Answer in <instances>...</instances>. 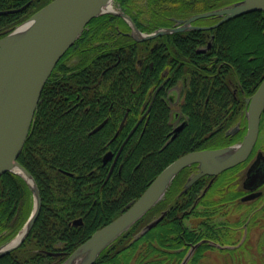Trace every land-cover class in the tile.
Instances as JSON below:
<instances>
[{
  "label": "trees",
  "instance_id": "trees-1",
  "mask_svg": "<svg viewBox=\"0 0 264 264\" xmlns=\"http://www.w3.org/2000/svg\"><path fill=\"white\" fill-rule=\"evenodd\" d=\"M50 1L0 0V11L19 9L0 14V28L8 27L14 20L22 22ZM138 1L117 0L123 11L134 13L131 17L142 31H150L154 25L169 26L172 18H187L230 2L142 0L139 4ZM215 22L213 18L200 19L205 25ZM237 23L249 26L253 33L264 38V11H250L207 31L214 35L210 51H195L205 45L207 32L180 35L186 37L177 42L182 46L169 48L163 64L159 61V49L151 50L158 39L135 41L126 34L129 28L121 17L108 14L88 23L82 39L68 49L42 90L19 156L37 182L42 206L25 241L0 257V264H61L94 231L119 216L170 161L185 152L208 147L209 143L229 145L243 137L245 123L236 135L213 131L227 108L232 110L227 115L228 126L243 119L246 98L264 79V54L255 48L243 52L227 48L228 31ZM72 55L77 57L74 63ZM138 60L142 61L141 66ZM164 68L168 70L169 81L165 86L169 88L178 84L177 77L187 76L183 85H179L180 109L189 116V124L174 140L165 137L170 131L169 109L159 101L164 86L142 123L145 130L138 127L123 145L122 138L127 132L119 125L125 120L133 127L138 121L145 111L144 102L148 103L159 87ZM105 120L104 127L92 133ZM212 131L209 145L204 146V137ZM109 151L118 158L104 162ZM238 167L218 175L203 195L206 180L200 179L185 189L190 169L185 168L173 180L165 197L108 245L95 264H180L196 244L185 264H201L207 251L235 243L239 222L230 221L229 205L236 196L228 195L223 188L218 191L219 200L212 193L223 187L225 179L234 180ZM32 206V192L20 176L11 172L0 176L3 242L19 231ZM164 210L162 220L144 230L145 224ZM189 216L201 220L192 226L186 222ZM78 218L83 220L81 225L73 223ZM248 221L250 229L253 223ZM256 262L253 260L252 264Z\"/></svg>",
  "mask_w": 264,
  "mask_h": 264
},
{
  "label": "water",
  "instance_id": "water-1",
  "mask_svg": "<svg viewBox=\"0 0 264 264\" xmlns=\"http://www.w3.org/2000/svg\"><path fill=\"white\" fill-rule=\"evenodd\" d=\"M108 1L111 0H52L37 10L27 21L9 30L7 35L0 38V175L11 171L21 176L32 190L34 198L33 208L26 223L13 239L0 246V257L24 242L39 216L42 206L39 187L31 172L19 162L18 158L28 138L45 83L58 61L87 23L93 17L103 13L119 15L129 22L132 27L130 34L139 41L174 31V29H164L145 34L124 12L116 9L103 10ZM255 10L264 11V0H241L231 7L196 14L183 26L187 27L196 18L208 15L222 17L217 24L213 25L217 26L224 20ZM26 24L27 27L23 28ZM246 101L247 131L240 142L216 149L191 151L168 164L151 181L141 196L127 205L122 214L96 230L61 264H95L108 245L160 201L174 177L186 166L197 163L199 171L189 177L185 183V189L201 176L206 174L216 176L246 160L259 135L260 120L264 110V79ZM104 124L105 122L101 123L95 130ZM182 127L183 125L179 126L177 131ZM235 132L237 129H233L232 133ZM112 157L113 153L108 152L104 161L107 162ZM262 174L264 176V171ZM249 188L254 186L250 185ZM259 194V192L251 193L245 199L254 198ZM163 216L164 213L150 222L144 230L155 226ZM73 223L80 225L83 220L78 218ZM197 246L198 244L192 247L183 264ZM50 254L59 253L50 252Z\"/></svg>",
  "mask_w": 264,
  "mask_h": 264
},
{
  "label": "rangeland",
  "instance_id": "rangeland-1",
  "mask_svg": "<svg viewBox=\"0 0 264 264\" xmlns=\"http://www.w3.org/2000/svg\"><path fill=\"white\" fill-rule=\"evenodd\" d=\"M138 3L142 4V0H139ZM114 8L116 10H120L116 2H114ZM228 32L229 33L227 40L229 41V44L227 45V48L229 47L234 51L238 52H243L249 48H255L257 51L264 54V38L259 36L258 34L253 33L249 26H244L242 24L237 23L232 26L230 28V31ZM172 93L178 95L179 91L175 89ZM256 143L258 149L261 150L262 154L264 155V125H262V130L261 132H259V136ZM186 153L187 152H185L184 154ZM184 154H181V156ZM116 163L117 161H115L114 164ZM237 173L238 175L234 180L225 179L223 187L218 188L217 190H215L214 193H212V196L217 200H219L218 191L222 188V190H224V192L230 196L232 193L235 194L236 198H234L230 202L229 208H231L230 211L232 213V215L230 216V221L239 222V224L236 226L237 239L235 243L221 245L224 247L233 246L232 248L223 249L218 247L215 250L207 251L206 256L201 261V264H252L253 260L257 261L255 264H264V195L255 201H253L255 198L245 199V197L248 196L250 193L241 196L242 193H246L249 190L247 188H242L241 186V183L245 177L246 170H243V172L239 171ZM226 175L229 176V172L226 173ZM209 188L210 186H207L205 187V190L207 191ZM203 194L204 190H202V195ZM197 200L198 198L195 200L193 206L196 204ZM165 212L166 210L163 211L164 214ZM158 216H155L147 224H145V227L154 219L158 218ZM186 219L187 224L192 226L197 225V223L201 220V218L197 216H189ZM248 220H251V222L253 223V225L250 226V229L248 226ZM233 248H236V250H228ZM260 259H262V261H260Z\"/></svg>",
  "mask_w": 264,
  "mask_h": 264
},
{
  "label": "flooded vegetation",
  "instance_id": "flooded-vegetation-1",
  "mask_svg": "<svg viewBox=\"0 0 264 264\" xmlns=\"http://www.w3.org/2000/svg\"><path fill=\"white\" fill-rule=\"evenodd\" d=\"M230 2L227 3V4H224L223 6L221 7H224V6H227V5H232V4H235L236 2H239V0H229ZM19 11V9H10V10H7V11H0V14L2 15H6L8 13H15ZM201 14V13H200ZM196 15V14H194ZM192 15V16H194ZM187 17V18H172V23L171 25H169L172 29H174L173 32L171 33H166L165 35L163 36H158V40L152 45L151 47V50H153V48H158L159 49V61L161 64L164 63L165 61V56H166V51L170 48V49H173V48H179V44L177 43L179 40H185L186 37H179L180 35L182 34H187L189 32H193V31H201V32H207V31H211L212 28V25H205V24H201L200 23V19H204V17H198L196 18L195 20H193L192 22H190V24H188L187 27H184L183 25L187 24L188 23V20L192 17ZM18 24L20 23H15V20L14 21H11L9 26L6 27V28H0V38L3 37L2 36V33H4L6 30H10L14 27H16ZM129 28V27H128ZM128 31H130V28L126 31V33H128ZM208 35H206V38H205V45L209 44L210 43V40H211V33L210 32H207ZM182 45H180L181 47ZM201 47H196L195 48V51H199V50H202V49H199ZM75 60H72V63H74ZM138 64L141 66L142 65V61L141 60H138L137 61ZM153 64L151 63L150 66H152ZM167 68H164L161 70V75H160V83H159V87L157 88V91L153 94V95H157V93L167 84V82L169 81V77L167 76ZM165 91L168 89L167 91V102H169L170 106H171V111H170V119H171V128H170V131L168 132V134L166 135V137L168 138L169 141L171 140H174L173 139V136H172V132L174 129L178 128L179 126L183 125V127L185 128L187 126V124H189V116L187 114H185L184 112L181 111L180 109V103L182 102V91H181V86L179 84H176L172 87H168V86H165L164 87ZM178 90L179 91V94L178 95H175L173 92V90ZM162 92V91H161ZM164 93V92H163ZM163 93L161 94V96H163ZM206 102H208V96L206 97ZM179 107V108H178ZM231 109V108H230ZM130 110V109H128ZM232 112V110H229L228 108L223 110V114L221 115V118H220V122L218 123V125L215 127L216 129H213V131L215 132H221V130H223V132L225 133V136H227V131L228 130H232L236 127L237 123L239 124L240 123V126L242 127V123L244 122V119L240 118L238 120H235V122H233L232 124H230L229 126L227 125L228 124V113ZM242 113V109L240 111L239 114ZM146 117V111H143L142 114H140V117L138 119V121H136V123L134 124V126L132 127L131 124H128L126 123V121L124 120L120 125H119V128L120 129H124L126 132H130L132 131L135 126L136 129L140 126H142V123L140 122L141 121V118ZM262 125H264V114H263V120L261 121V129H260V132L262 130ZM182 128L181 130L179 131V134L182 132ZM213 131L209 134H207L204 139V141H202V144L204 146H207L210 144V146L208 147H204L203 149H212V148H219L220 146H223V145H217L215 142L214 143H209L210 139L213 135ZM240 132V131H239ZM168 143V141H167ZM209 143V144H208ZM211 144H215V146L211 145ZM256 158H258V161L259 160H263L264 161V155L262 154V151L258 149L257 145H255L253 151H252V154L249 156V159L251 161H254ZM110 160H115V153L113 155V157L111 159H109L108 161ZM257 160V159H256ZM107 161V162H108ZM260 162V165L256 168V169H259L258 173H257V177L253 178L252 181H249V183L245 182V178L247 176V170L249 169V163H242L240 165V167H238L239 169L237 170V172L241 171L243 172V170H246V173H245V177L241 183V186L242 188H247L249 189L246 193H242L241 196L243 195H246V194H251L253 192H259L260 194L257 195L255 197V200L259 199L260 197H262L264 195V182H262L261 184H259L257 187H254V188H249L250 185H255L254 183H257V182H261V181H264V176L262 174V172L264 171V162ZM189 172H188V177L189 178L190 176L194 175L195 173L198 172V165L197 164H193L189 167ZM260 173V174H259ZM238 175V173H237ZM263 177V180H260V177ZM240 177V176H239ZM217 177H214L211 176V175H206V176H203L201 177L200 179L202 180H206L205 181V187L209 184V182L213 179L214 181L216 180ZM199 179V180H200ZM198 180V181H199ZM197 181V182H198ZM203 181V182H204ZM214 181H212L214 183ZM205 187L203 188V190L205 189ZM0 226H1V223H0ZM3 243V239H2V233L0 232V244Z\"/></svg>",
  "mask_w": 264,
  "mask_h": 264
},
{
  "label": "bare ground",
  "instance_id": "bare-ground-1",
  "mask_svg": "<svg viewBox=\"0 0 264 264\" xmlns=\"http://www.w3.org/2000/svg\"><path fill=\"white\" fill-rule=\"evenodd\" d=\"M114 2H116L117 4H118V7H120V5H119V3L117 2V0L115 1V0H111V1H108L105 5H104V7H103V10H115V8H114ZM48 4V3H47ZM46 5V4H45ZM126 15H128L129 16V18L135 23V25L137 26V28L139 29V30H141L139 27H138V25H137V23L134 21V19L131 17V16H134V13H130V15L129 14H127L125 11H123ZM206 12H210V11H205V12H201V13H206ZM108 14H110V15H114V14H111V13H103V14H100V15H97V16H95V17H93L91 20H93V19H95V18H97V17H100V16H104V15H108ZM196 14H200V13H196ZM242 15V14H241ZM238 16H240V15H238ZM204 18H213L214 20L215 19H217L216 21L217 22H219L220 20L219 19H222V17H220V16H217V15H208V16H203ZM90 20V21H91ZM228 20H230V19H228ZM228 20H224L223 22H221L220 24H218L217 25V27L219 26V25H221L222 23H225L226 21H228ZM89 21V22H90ZM88 22V23H89ZM88 23H87V25H88ZM87 25L84 27V29L82 30V32L80 33V35L76 38V40L74 41V43H76L77 41H79V40H81L82 39V37H83V35H84V32L86 31V29H87ZM155 27H153L152 28V30H150V31H143L145 34H151V33H155L156 31H159V30H164V29H169V27L170 26H157V25H154ZM25 27H27V24L26 25H24V27L23 28H25ZM210 28H212V29H214V27H210ZM166 33H161V34H157L155 37H153V38H150V39H146V40H140V41H151V40H154V39H156V38H158V36H163V35H165ZM5 35V32L4 33H2V36H4ZM214 38V35H212V39ZM135 41H138V42H140L139 40H136V39H134ZM71 47V46H70ZM69 47V48H70ZM198 47H201V48H199V49H202V50H197L196 51V53H200V52H205V51H210L211 50V47H212V43H211V40H210V43L207 45H200V46H198ZM68 48V49H69ZM68 51V50H67ZM66 51V52H67ZM76 55H72L71 57H70V59L71 60H76ZM71 63H72V61H71ZM53 72V71H52ZM52 74V73H51ZM185 80H187V76L185 75H181V76H179V77H177V79H175V81H176V83H178V84H181V85H183V82L185 81ZM260 85V84H259ZM259 85H258V87H259ZM258 87H257V89H258ZM256 89V90H257ZM255 90V91H256ZM167 91H168V89L163 93V96H161L160 97V99H159V101H160V103H161V106L162 105H164L165 107H167L168 109H169V111H167V113H168V115H167V118H168V126H169V129L171 128V125H170V123H171V117H170V111H171V106H170V104H169V102H167V100H168V98H167ZM155 96L156 95H152V97H151V99H150V101L148 102V103H145L144 102V105H145V107H144V109H145V111H146V116L150 113V111H151V109H152V106H153V103H154V100H155ZM40 97H41V95H40ZM39 101H40V98H39ZM144 101V100H143ZM143 101H141V102H143ZM38 104H39V102H38ZM38 104H37V108H38ZM180 104H182V102L180 103ZM181 106V105H180ZM37 108H36V110H35V114H36V111H37ZM179 108V107H178ZM263 113H264V110H263ZM35 114H34V117H35ZM146 118V117H145ZM33 121H34V118H33V120H32V123H31V125L33 124ZM141 123H143L144 122V117H142L141 118V121H140ZM101 124V123H100ZM99 124V125H100ZM99 125H97L93 130H92V133H96V132H98V131H100L103 127H104V125L101 127V128H99L98 130H95ZM136 127L137 126H135V128L132 130V131H130V132H127L126 134H125V136L122 138V142H123V145H125L126 143H127V141L131 138V137H133V135H134V133L136 132ZM30 129H31V126H30ZM184 127H182V130L184 131ZM141 130L142 131H144L145 130V125L144 124H142V127H141ZM181 130V129H180ZM180 130H178L177 131V128L176 129H174L173 130V132L171 133L172 134V136H173V139H175V138H177L178 136H179V131ZM166 137V136H165ZM255 145H257V143H255ZM255 147V146H254ZM254 147H253V149H254ZM180 148H182V147H180ZM253 151V150H252ZM184 154V153H183ZM252 154V153H251ZM181 155H179L177 158H179ZM177 158H175V159H173L172 161H170V163L171 162H173L174 160H176ZM257 159V160H256ZM254 161H251L250 159H249V157H247L246 158V160H244L243 162L245 163H249L248 165H249V169L247 170V172H248V174H247V176H246V178H245V182H247V183H249V181H252V179L253 178H255V177H257V167L260 165V162H262L263 160L261 159V160H259L258 161V158H256ZM264 162V161H263ZM7 172H11V171H7ZM6 173V172H5ZM11 173H13V172H11ZM4 174V173H3ZM3 174H1V175H3ZM0 175V176H1ZM260 180H263V177L261 176L260 177ZM262 182H264V181H261V182H257V183H254L255 185H253L254 187H257L259 184H261ZM37 183V182H36ZM16 235V234H15ZM11 238H13V237H11ZM11 238H9V239H7L6 241H10V239ZM2 239H3V233H2ZM47 254H50L49 252L47 253Z\"/></svg>",
  "mask_w": 264,
  "mask_h": 264
}]
</instances>
